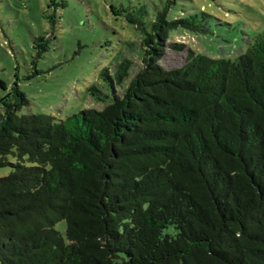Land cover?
Listing matches in <instances>:
<instances>
[{
    "label": "trees",
    "instance_id": "16d2710c",
    "mask_svg": "<svg viewBox=\"0 0 264 264\" xmlns=\"http://www.w3.org/2000/svg\"><path fill=\"white\" fill-rule=\"evenodd\" d=\"M192 1L110 7L140 32L141 67L100 73L102 110L22 114L0 79V264H264V32L235 60L166 70L172 34L210 31Z\"/></svg>",
    "mask_w": 264,
    "mask_h": 264
},
{
    "label": "rangeland",
    "instance_id": "374dc122",
    "mask_svg": "<svg viewBox=\"0 0 264 264\" xmlns=\"http://www.w3.org/2000/svg\"><path fill=\"white\" fill-rule=\"evenodd\" d=\"M129 2L136 0H0V79L9 87L16 84L28 100L20 113L66 120L110 102L112 91L100 73L112 74L125 59L134 63L132 72L141 67L140 32L110 11ZM188 5L210 17V31L172 34L159 62L166 70L183 65L189 52L235 60L264 32V0H193ZM46 17L54 19L52 27ZM41 36L46 50L38 57ZM4 94L0 89V99ZM9 173L0 168V178ZM56 230L64 235L65 224Z\"/></svg>",
    "mask_w": 264,
    "mask_h": 264
}]
</instances>
